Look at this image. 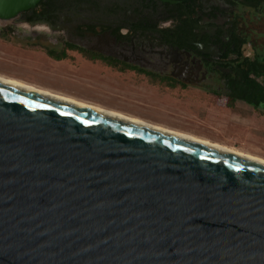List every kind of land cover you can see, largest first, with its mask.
Masks as SVG:
<instances>
[{
  "label": "water",
  "instance_id": "1",
  "mask_svg": "<svg viewBox=\"0 0 264 264\" xmlns=\"http://www.w3.org/2000/svg\"><path fill=\"white\" fill-rule=\"evenodd\" d=\"M0 264H264V164L0 82Z\"/></svg>",
  "mask_w": 264,
  "mask_h": 264
},
{
  "label": "flooded vegetation",
  "instance_id": "2",
  "mask_svg": "<svg viewBox=\"0 0 264 264\" xmlns=\"http://www.w3.org/2000/svg\"><path fill=\"white\" fill-rule=\"evenodd\" d=\"M12 20L56 35L47 56L75 52L245 104L264 120V0H40ZM38 35L28 42L49 39Z\"/></svg>",
  "mask_w": 264,
  "mask_h": 264
},
{
  "label": "rangeland",
  "instance_id": "3",
  "mask_svg": "<svg viewBox=\"0 0 264 264\" xmlns=\"http://www.w3.org/2000/svg\"><path fill=\"white\" fill-rule=\"evenodd\" d=\"M10 26L12 33L0 36V77L264 158V120L245 104L228 107L223 98L197 88H171L75 52L54 60L43 45H53L56 35L13 20L0 21V34ZM38 34L49 39L28 42Z\"/></svg>",
  "mask_w": 264,
  "mask_h": 264
},
{
  "label": "bare ground",
  "instance_id": "4",
  "mask_svg": "<svg viewBox=\"0 0 264 264\" xmlns=\"http://www.w3.org/2000/svg\"><path fill=\"white\" fill-rule=\"evenodd\" d=\"M0 82L5 83V84H9V85H13V86H16V87H19V88H22V89H25V90H28V91H31V92L38 93V94H42V95H45V96H48V97H51V98H55V99H58V100L69 102V103L81 106L83 108H87V109H90V110L101 112V113H104V114H107V115H110V116H113V117L125 119V120L131 121L133 123L140 124V125H143V126H146V127H149V128H154V129H157V130H161V131H164V132L179 136L181 138H184V139H187V140H190V141H193V142H197V143H200V144H203V145H206V146L214 147V148H217L219 150H222V151H225V152H229V153H232V154H236V155H239V156H243V157L248 158L250 160H254V161H257L259 163H263L264 164V158H262V157L254 156V155H251V154H248V153H244V152L238 151L236 149L229 148L227 146L220 145V144L215 143V142H210V141H207V140L196 138V137L188 135V134L179 133V132H175L173 130H169V129H166V128H163V127L155 126V125L149 124V123H147L145 121H142L140 119L127 117V116H125V115H123L121 113H118V112H115V111H112V110H108V109H104V108H101L99 106L82 103V102L76 101V100H74L72 98L61 96V95H58L56 93H53V92H50V91H47V90H44V89H41V88H37V87L31 86V85L25 84V83H23L21 81L15 80V79L0 77Z\"/></svg>",
  "mask_w": 264,
  "mask_h": 264
},
{
  "label": "trees",
  "instance_id": "5",
  "mask_svg": "<svg viewBox=\"0 0 264 264\" xmlns=\"http://www.w3.org/2000/svg\"><path fill=\"white\" fill-rule=\"evenodd\" d=\"M0 36L3 37V38H5V37H6V33H2V34H0ZM47 53H48V55H49L50 57L54 58L55 60H61V59H64V58L67 57V55H66L65 53H56V52H54V51H48ZM148 76H149V78H151L152 80H156L155 78H153V76H151V75H149V74H148ZM227 105H228L229 107H232V106H233V102L231 101V102H229Z\"/></svg>",
  "mask_w": 264,
  "mask_h": 264
}]
</instances>
